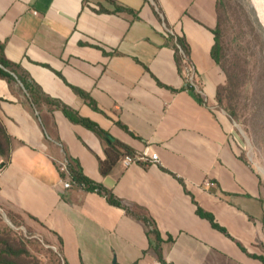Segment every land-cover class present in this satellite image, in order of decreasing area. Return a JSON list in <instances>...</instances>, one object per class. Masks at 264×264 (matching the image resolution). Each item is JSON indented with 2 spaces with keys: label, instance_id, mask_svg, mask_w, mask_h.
Segmentation results:
<instances>
[{
  "label": "crops",
  "instance_id": "obj_1",
  "mask_svg": "<svg viewBox=\"0 0 264 264\" xmlns=\"http://www.w3.org/2000/svg\"><path fill=\"white\" fill-rule=\"evenodd\" d=\"M116 1L135 14L104 13L102 5L114 10L104 0H0V50L46 96L159 161L126 168L122 157L102 175L107 139L51 102L35 104L18 75L0 77V117L13 139L0 210L43 227L66 264H162L149 251L145 217L169 263L264 264L261 176L216 106L227 81L212 55L218 0ZM167 31L186 38L198 89L187 86ZM64 158L129 211L98 191L65 187Z\"/></svg>",
  "mask_w": 264,
  "mask_h": 264
},
{
  "label": "rangeland",
  "instance_id": "obj_2",
  "mask_svg": "<svg viewBox=\"0 0 264 264\" xmlns=\"http://www.w3.org/2000/svg\"><path fill=\"white\" fill-rule=\"evenodd\" d=\"M218 1L227 93L216 106L229 117L242 156L264 188V19L250 0ZM0 232L9 234L16 247L23 243L40 264H64L45 229L26 216L0 210Z\"/></svg>",
  "mask_w": 264,
  "mask_h": 264
},
{
  "label": "trees",
  "instance_id": "obj_3",
  "mask_svg": "<svg viewBox=\"0 0 264 264\" xmlns=\"http://www.w3.org/2000/svg\"><path fill=\"white\" fill-rule=\"evenodd\" d=\"M104 1H106L107 3H109L114 7V10L111 11L107 8H104V6L102 5L100 11H103L104 13H119V14L126 13V15L135 14V12L132 9H129L127 8V6L118 3L116 0H104ZM218 11H219V1H218ZM219 18H220V13H219ZM219 18H218V27L217 30H215L216 41H214V45L212 48V55L215 61L221 67V69H223L221 65L222 57H223L222 56L223 46L221 43L222 40L220 39ZM167 37L169 38L168 40L170 41L171 45L176 50V55L178 60L177 64L179 66V69L181 72H184L185 66L192 62L191 52L189 45L186 42V38L172 35L168 31H167ZM180 48L183 49V53L181 52ZM185 58H187V61ZM13 74L18 75L24 87L32 96L35 104L39 103V101L41 100L51 102L52 104L55 105V107L61 109L64 112V114L72 121L77 122V124H82L86 126L88 129L96 132L101 138L108 139V146L107 149L105 150L106 158L100 161V170L102 175L105 176L111 173L114 167L119 162V160L122 157H124L126 154H135L133 152L134 150L131 149L126 144L122 143V141L109 138L108 135L104 131H102L96 123L88 119L81 118L76 112H74L72 109H70L60 101H55L54 99L46 96L43 93V91L40 89V87L33 83L32 79L30 78V76H28V74L23 73L17 64H14L11 60L6 58V55L2 48L0 50V77H7V78H11V80H14L15 77L13 76ZM224 87H225L224 85H221L217 89L216 99L220 103L223 102V96H225V94L227 93V90H225ZM78 94H80L86 100H90L91 106L96 108V104L93 101H91L90 96L87 93L78 91ZM3 124L4 123L2 122L0 117V157L5 162L9 163L11 160L13 139L9 135L6 127ZM242 155H240L241 158L246 160ZM68 169L69 172L62 173V175L63 176L68 175L72 183H74L76 186L86 190L98 191L99 193L105 195L109 203L129 211L128 207L125 204H123L119 198L116 197L113 191L87 178L83 174L82 167L78 161L69 159ZM198 211L200 215L210 219L211 224L215 228L223 231V229L215 223L216 222L215 219L212 216H210V214L205 213L201 209H199ZM142 222L145 225L146 233L150 239L149 251L153 252L156 258L162 264H172L169 263L165 258L163 243H166V241L164 240L156 223L153 221L152 218L149 217L143 218ZM172 241L173 239L172 237H170L167 242H172ZM20 246L21 247L18 246L16 247V243L14 242V239H12V237L9 234H6V232H0V264H40L39 262L40 260L37 257L31 255V253L28 251V249L24 246L23 243ZM59 254H60V249H59ZM61 260L63 261L64 264H66L62 257Z\"/></svg>",
  "mask_w": 264,
  "mask_h": 264
},
{
  "label": "built area",
  "instance_id": "obj_4",
  "mask_svg": "<svg viewBox=\"0 0 264 264\" xmlns=\"http://www.w3.org/2000/svg\"><path fill=\"white\" fill-rule=\"evenodd\" d=\"M174 35V34H172ZM178 40V39H177ZM181 52L183 53V49L180 48ZM187 61V58H185ZM185 79L187 81V86L189 88L192 89H198L197 88V83H196V75H195V71L192 67L191 64H188L185 66ZM159 161V156L156 153H153L152 155H144V154H126L123 158H122V163L123 165L127 168L130 167L131 165L135 164V163H144V165H150L153 163H156ZM69 159L68 158H64L63 161H61L60 163V173H65V172H69ZM64 185L67 188L72 187V182L71 181H67L64 180ZM205 184L207 186L211 185L213 186V183L211 182V180H206ZM158 264V263H157Z\"/></svg>",
  "mask_w": 264,
  "mask_h": 264
},
{
  "label": "bare ground",
  "instance_id": "obj_5",
  "mask_svg": "<svg viewBox=\"0 0 264 264\" xmlns=\"http://www.w3.org/2000/svg\"><path fill=\"white\" fill-rule=\"evenodd\" d=\"M252 5L255 7L264 19V0H250Z\"/></svg>",
  "mask_w": 264,
  "mask_h": 264
},
{
  "label": "water",
  "instance_id": "obj_6",
  "mask_svg": "<svg viewBox=\"0 0 264 264\" xmlns=\"http://www.w3.org/2000/svg\"><path fill=\"white\" fill-rule=\"evenodd\" d=\"M108 140V139H107ZM5 165H6V162L4 161V160H2L1 162H0V169H3L4 167H5Z\"/></svg>",
  "mask_w": 264,
  "mask_h": 264
}]
</instances>
